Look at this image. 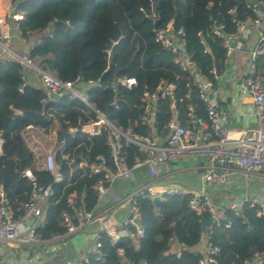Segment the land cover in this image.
<instances>
[{"label": "trees", "instance_id": "16d2710c", "mask_svg": "<svg viewBox=\"0 0 264 264\" xmlns=\"http://www.w3.org/2000/svg\"><path fill=\"white\" fill-rule=\"evenodd\" d=\"M259 1V0H252ZM13 11L21 14L19 22L11 23L20 39L30 49V59L35 66L54 74L59 80L71 81L76 77L83 80H99L110 83L117 77H132L137 87L131 91L120 88L112 91L90 92L91 99L99 110L122 129H132L145 134L148 129L136 126L143 115L140 94L144 89L154 90L160 80L173 83L178 97L184 93L187 74L179 69L172 56L154 42L153 23L157 27L173 22L176 29L185 33L186 51L204 74L216 67L222 71L224 52L219 40L210 35L212 21L223 23L228 31L234 29L228 10L243 20L250 16L245 8L246 0H9ZM48 29L51 34L42 37ZM201 32L208 53L196 36ZM40 40V42H38ZM113 46L112 60L108 63L105 51ZM264 78V58L257 62ZM107 67V70H106ZM23 67L18 61L0 55V188L11 203L14 213L20 214L22 204L30 198L32 182L23 176L25 170L32 171L35 183L50 185L52 194L44 204L46 223L36 233L44 238L53 234L63 235L65 224L61 214L73 219V209L66 204V197L75 191L79 196L77 206L91 210L97 203L93 186L99 176L77 175L73 164L78 154L108 156L105 137L89 140L78 132L74 138L64 135L65 154L57 155L61 163L64 180L53 183L52 177L36 171L30 151L22 141V131L29 125L63 129L79 128L89 120L82 104L76 100L59 98L44 104L45 95L41 87L25 85L22 92ZM117 99L119 110L109 104ZM195 114L204 117L203 105L193 97ZM181 122L186 124V102L177 104ZM169 102L155 105L154 119L158 132L167 134L170 117ZM128 166L139 156L136 147L125 150ZM68 155L65 158L63 155ZM105 186L108 184L103 182ZM82 195L84 198L82 199ZM140 214L139 225L142 235L137 236L133 228H127L129 242L121 249L112 246L110 239L102 235L99 239V260L90 256L87 263L80 264H198L202 253L194 251L203 236L199 215L190 211L188 199L169 198L159 205L145 195L135 197ZM230 221L228 229H216L209 234L208 243L217 248L215 264H243L253 253H264V221L255 211L243 207L239 217L224 210ZM207 217L205 214L203 215ZM122 252L119 256L118 251Z\"/></svg>", "mask_w": 264, "mask_h": 264}, {"label": "built area", "instance_id": "2783aa9c", "mask_svg": "<svg viewBox=\"0 0 264 264\" xmlns=\"http://www.w3.org/2000/svg\"><path fill=\"white\" fill-rule=\"evenodd\" d=\"M245 8L250 16L243 20L234 15V10L227 11L234 26L231 31H228L223 23L212 21L210 25V35L219 40L224 52V65L230 63L233 57L243 50L252 34L256 36V42L249 52V63L243 76L238 79L236 89L240 101L251 109L254 126L239 132L224 127L214 98L221 72L216 67L208 74L201 71L191 54L186 51L184 31L181 28L176 29L172 20L154 29V42L172 56L179 69L187 74L185 91L178 97L175 84L163 80L158 82L154 90L144 89L140 94L143 115L135 125L146 127L148 132L139 134L130 128L122 129L114 124L106 112L96 107L90 95L94 90L117 93L118 89L123 88L131 91L137 87L135 78L117 77L108 84H103L99 80H83L80 77L71 81L59 80L54 74L34 66L30 59V49L25 48L20 54L11 49V23L19 22L22 19L21 14L13 10L0 14V55L9 56L18 61L23 68L32 69L36 73L45 95L42 100L44 104L59 98L76 100L82 104L85 115L90 117L78 129L68 127L66 132L63 130L62 139L59 137L60 129L46 130L34 125L27 126L22 131V141L31 153L34 169L48 173L55 184L63 182L61 163L56 159L58 154H65L66 147L63 143L65 134L74 138L80 132L87 140L104 136L108 151L107 157L102 154H95L93 157L78 154L76 160L71 159L67 162L73 164L77 175L87 174L99 176L101 179L93 186L97 194V203L89 211L84 206H77L79 196L75 191L67 195L66 204L73 209L74 221L67 213L61 214L66 230L63 235L53 234L49 238H44L36 233L37 229L45 226L43 208L52 194V188L50 185H37L31 170L27 169L23 173V176L32 182L33 189L29 200L22 204L20 214L14 213L11 203L0 190V243L5 246L7 252L5 257L0 253V264H28L16 258L12 251L20 248L45 247L64 238L76 237L83 234L93 223L98 225L91 237L93 246L74 264L87 263L89 255L99 260L101 257L99 239L102 235H106L111 244L117 236L128 235L127 228H133L137 236L142 235L139 225L140 214L135 205V197L142 194L147 195L150 200L157 197L161 201L187 197L189 210L199 216L205 214L210 221L208 236L213 230L230 227V221L224 212H220L213 205L206 193L186 191L170 185H157V168L183 158H197L200 161L198 167L202 170V179L209 184H224L233 174H239L244 178L257 176L264 180V78L257 66V62L264 58V0L257 2L246 0ZM51 32V29H48L42 37H48ZM196 36L204 48L203 53H208L209 49L201 32ZM20 40L24 43L22 39ZM116 43L113 41L111 48L105 51L108 63L112 60L113 46ZM230 69L233 70V67ZM25 85L27 83L23 72L22 86L18 92L21 93ZM191 97L203 105L204 117L195 114L194 106L189 102ZM166 100L169 102L171 113L166 125L167 134L162 136L154 119V109L157 103ZM183 101L186 102L187 111L185 125L181 122V113L177 105ZM109 107L115 111L119 110L117 99H113ZM131 145L136 147L140 155L133 157L132 165L128 166L124 150ZM63 156L68 157L67 154ZM137 168L145 170L148 180L134 193L121 200L128 205L127 217L122 221L112 220L107 216V211L97 210L98 201L106 193L107 187L115 181L127 180L131 172ZM103 182L108 185L105 186ZM244 206L253 209L256 217L264 221V200L258 197L244 196L228 205L226 210L231 215L239 217ZM218 253V249L211 246L206 239L205 252L198 264H215ZM118 254L122 256L120 250ZM243 264H264V253H253Z\"/></svg>", "mask_w": 264, "mask_h": 264}, {"label": "crops", "instance_id": "0c3cea01", "mask_svg": "<svg viewBox=\"0 0 264 264\" xmlns=\"http://www.w3.org/2000/svg\"><path fill=\"white\" fill-rule=\"evenodd\" d=\"M11 10L9 0H0V14ZM11 30L12 47L16 52L21 53L28 47L20 40L18 32L12 25ZM255 42L256 36L252 34L248 42L244 45L243 50L234 56L230 63L223 66L222 71H220L223 76H221L220 81L215 87L216 95L214 98L218 106V111L221 114L222 123L224 127L234 132H239L242 129L254 126L251 109L248 105H243L237 95L236 89L238 79L243 76L249 63V52ZM231 67H233V70L230 69ZM24 70H26V75L24 73L26 83L39 88L40 83L36 73L29 68H23V72ZM228 73L232 75H228ZM227 78L229 79L228 82L223 81L224 79L227 80ZM199 162L197 158H183L175 163L158 166L157 185L176 186L186 191H202L209 196L213 205L220 212H224L228 205L234 203L225 200L224 193L226 186H232L236 178L241 175L233 174L230 176L232 178L229 177L228 183L226 181L220 185L209 184L202 179V170L198 167L200 165ZM242 178L244 179V177ZM249 179L255 181L252 183L253 188L247 191L246 194H243V196L258 197L264 200V180L257 176L250 177ZM147 180L148 177L143 168L134 169L127 180L115 181L107 187L106 193L98 201L97 210L107 211V216L112 220H124L127 217L128 205L121 200L142 187ZM97 227V223H93L81 235L64 238L58 243L37 248L44 250L46 254L44 257L34 255L33 251L30 252L31 248H20L12 252H14L16 258L24 260L28 264H74L91 250L93 246L92 233L96 231ZM205 247L206 239L202 237L198 245L194 248V251L204 254ZM0 253L3 257L7 254L5 250H0Z\"/></svg>", "mask_w": 264, "mask_h": 264}, {"label": "rangeland", "instance_id": "374dc122", "mask_svg": "<svg viewBox=\"0 0 264 264\" xmlns=\"http://www.w3.org/2000/svg\"><path fill=\"white\" fill-rule=\"evenodd\" d=\"M11 49H13L12 45H11ZM17 53H19V52H17ZM34 66H35V64H34ZM26 70H24L25 75H26ZM28 71H30V70H28ZM221 76H223V75H221ZM223 81L228 82L229 79L227 78V80L224 79ZM230 178H232V177H230ZM230 178L227 179V183L229 182ZM253 181L254 180L249 179V178L243 179L241 176L236 178V180L234 181L235 183L232 184V186H230V185H228V187L226 186V191L224 193L225 200H227V202H234V203L237 202L239 199L244 197L243 194H246L247 191H249L253 188V186H252ZM4 248H5V246L0 243V250H5ZM33 249H30L31 250L30 252L33 251L34 255H38V256L40 255L41 257H44L46 255L44 253V250H42V249H37V248H33Z\"/></svg>", "mask_w": 264, "mask_h": 264}, {"label": "water", "instance_id": "95a60500", "mask_svg": "<svg viewBox=\"0 0 264 264\" xmlns=\"http://www.w3.org/2000/svg\"><path fill=\"white\" fill-rule=\"evenodd\" d=\"M157 24H158V20H155L153 23V29L157 28ZM1 53V51H0ZM64 134L63 129H60L59 131V137L60 139H62ZM2 143H0V147H1ZM151 202L155 205H159L161 204L163 201H161L160 199H158L157 197L152 198ZM200 220H201V224H202V228H203V237L205 239H207L208 237V231H209V227L211 225L210 221L203 215H200ZM129 242V236L126 234H122L116 237V239L113 241L112 246L116 249H121L123 248L127 243Z\"/></svg>", "mask_w": 264, "mask_h": 264}]
</instances>
